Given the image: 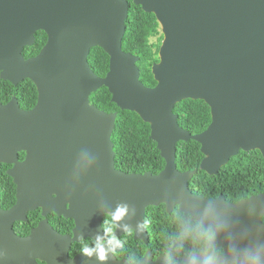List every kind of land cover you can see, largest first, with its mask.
Segmentation results:
<instances>
[{
	"label": "water",
	"instance_id": "95a60500",
	"mask_svg": "<svg viewBox=\"0 0 264 264\" xmlns=\"http://www.w3.org/2000/svg\"><path fill=\"white\" fill-rule=\"evenodd\" d=\"M134 3L153 12L163 32L160 58L152 65L154 86L141 80L139 56L123 49L128 0H0V76L13 84L29 78L38 89L31 109L16 96L0 102V163L11 165L7 173L16 184L15 204L0 206V264H38V258L47 264H127L112 253L104 262L82 253L69 257L73 240L104 236L103 213L118 205L128 211L117 236L127 226L147 240L146 208L164 203L168 212L178 206L205 227L224 225L215 244L225 250L264 243V192L236 202L223 194L209 198L189 186L197 169L181 171L176 163L178 142L189 139L201 144L200 168L209 174H218L241 150L258 149L264 156V0ZM38 30L47 41L26 58L23 49L35 43ZM94 46L110 57L105 76L89 63ZM102 86L121 109L150 124L165 160L160 172L116 167L112 133L118 112L90 101ZM186 98L203 99L211 108V122L199 133L183 128L174 112ZM38 207L44 216L72 217L74 236L62 235L47 218L18 235L14 223ZM196 255L203 259L204 252ZM136 264L168 259L154 260L148 250Z\"/></svg>",
	"mask_w": 264,
	"mask_h": 264
},
{
	"label": "trees",
	"instance_id": "16d2710c",
	"mask_svg": "<svg viewBox=\"0 0 264 264\" xmlns=\"http://www.w3.org/2000/svg\"><path fill=\"white\" fill-rule=\"evenodd\" d=\"M130 3L127 30L123 37V49L139 56L141 80L148 86L156 85L152 71L153 63L159 61V49L163 40L161 25L153 12H147L141 5ZM33 45L25 46L23 54L26 58L36 55L47 41V33L38 30ZM92 69L105 76L109 70L110 57L100 46H94L88 56ZM16 96L24 109L33 108L38 100V89L33 80L26 78L18 84L1 78L0 102L6 103ZM91 103L107 112L117 111L115 128L112 133L115 150V165L126 172H160L165 166L157 142L151 138L150 124L135 111L121 109L112 101L108 87L102 86L90 95ZM174 112L178 115L180 125L191 133H199L210 124L211 108L203 99L186 98L175 104ZM20 159L25 157L21 151ZM204 157L201 144L194 140L179 141L176 151L178 169L185 171L197 169L190 179V188L209 198L223 194L227 200L236 202L253 194L264 192V156L258 149L241 150L223 165L218 174H209L200 168ZM10 164L0 163V206L10 208L16 202V184L7 173ZM185 217L191 216L179 211L178 206L168 212L166 205H150L146 209V225L150 234V244L135 240L131 230L121 238L125 248L122 255L131 254V260H137L145 253L147 246L156 253L164 252L169 257V264H183V256L189 255L193 249L190 240H184L183 246L178 239L181 224ZM41 210L29 212L27 222L18 221L14 227L20 234H28L30 229L42 219ZM264 219V218H263ZM51 223L62 232H70L74 226L72 218H64L54 213L49 214ZM192 220V219H191ZM196 221V220H192ZM92 239L86 240L91 242ZM80 250L79 243H75Z\"/></svg>",
	"mask_w": 264,
	"mask_h": 264
},
{
	"label": "clouds",
	"instance_id": "9594fccd",
	"mask_svg": "<svg viewBox=\"0 0 264 264\" xmlns=\"http://www.w3.org/2000/svg\"><path fill=\"white\" fill-rule=\"evenodd\" d=\"M127 211V205H118L113 212L103 213L101 229L104 236L97 233L91 242H82L80 253L89 259L95 256L100 262L106 261L109 253L115 255L122 241L114 233L119 227L118 222L125 217ZM124 227L127 230V226ZM224 227L219 223L205 227L203 220L192 221L185 217L178 239L181 247L184 240H190L193 244L188 264H264V243L245 245L243 249L230 245L228 250L217 246L216 236ZM105 244L108 245L107 248ZM198 250L204 252L203 259L196 255Z\"/></svg>",
	"mask_w": 264,
	"mask_h": 264
},
{
	"label": "flooded vegetation",
	"instance_id": "af4514ba",
	"mask_svg": "<svg viewBox=\"0 0 264 264\" xmlns=\"http://www.w3.org/2000/svg\"><path fill=\"white\" fill-rule=\"evenodd\" d=\"M12 207V206H11ZM176 207V206H175ZM174 207V208H175ZM179 208V207H178ZM5 209V208H4ZM6 209H8V208H6ZM37 209H40L41 210V215H42V219H44V218H47L48 219V221H49V223L51 224V226L55 229V230H57L58 232H60L62 235H69L71 238L74 236V228H75V220L72 218V217H65L63 214H57L56 212H49L46 216H44L43 215V213H42V208H40V207H38V208H36V209H34V210H37ZM147 209V208H146ZM167 209V208H166ZM34 210H31V211H34ZM174 210V209H173ZM172 210V211H173ZM31 211H29V212H31ZM171 211V212H172ZM180 211V210H179ZM29 212H28V219L27 220H25L24 222H27L28 220H29ZM181 212V211H180ZM51 213H54V214H56V215H58V216H63L64 218H72L73 219V221H74V226H73V228L71 229V231L70 232H62L60 229H58L57 227H55L52 223H51V221L49 220V214H51ZM184 213V212H183ZM190 215V214H189ZM191 216V215H190ZM264 218V217H263ZM41 219V220H42ZM40 220V221H41ZM103 220V219H102ZM264 220V219H263ZM19 221H23V220H19ZM39 221V222H40ZM16 222H18V221H16ZM15 222V223H16ZM39 222H38V224H39ZM15 223H14V225H15ZM37 224V225H38ZM37 225H35V226H33V227H36ZM145 225H146V213H145ZM32 227V228H33ZM31 228V229H32ZM146 228H147V235H148V238H147V240H144L143 238H136L135 237V230L134 229H128V230H126L122 235H116L118 238H121L127 231H129V230H131L132 231V233H133V238L135 239V240H141L142 242H144L146 245H149L150 244V234H149V231H148V227H147V225H146ZM14 229H15V227H14ZM31 229H30V231H29V233L31 232ZM15 232L18 234V235H21V236H26V235H28V234H25V235H23V234H20L16 229H15ZM115 234V233H114ZM93 237H89V236H86V237H82L79 241H75V240H73L72 241V243H71V245H70V248H69V257L71 258V259H74L75 257H76V255H78V254H80V250H76L75 249V247H74V244L75 243H79V245H80V248H81V246H82V242H86V240H88V239H92ZM105 239H106V237H105ZM120 249H116V254H115V256H116V258L117 259H119V260H125L126 262H127V264H136V263H138L145 255H146V253H147V251L148 250H150L151 252H152V254H153V259L154 260H157V258L159 257V256H162V255H166L167 256V259H168V264H169V257H168V255L166 254V253H164V252H160V253H156V251H154V249L152 248V247H149V246H147V248H146V250H145V253L142 255V256H140L137 260H134V261H132L131 260V254H126V255H122V252H123V250H124V248H125V245H124V243H123V241H122V243H121V245H120ZM199 251V250H198ZM185 256H188V255H185ZM185 256H183V264H185V262H184V257ZM37 262H38V264H47V261L46 260H43V259H40V258H38L37 259Z\"/></svg>",
	"mask_w": 264,
	"mask_h": 264
}]
</instances>
